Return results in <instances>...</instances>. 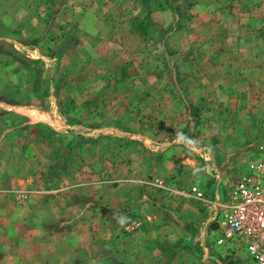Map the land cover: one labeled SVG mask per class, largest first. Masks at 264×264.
<instances>
[{
  "label": "rangeland",
  "instance_id": "obj_1",
  "mask_svg": "<svg viewBox=\"0 0 264 264\" xmlns=\"http://www.w3.org/2000/svg\"><path fill=\"white\" fill-rule=\"evenodd\" d=\"M263 155L264 0H0V264H251L199 233Z\"/></svg>",
  "mask_w": 264,
  "mask_h": 264
},
{
  "label": "built area",
  "instance_id": "obj_2",
  "mask_svg": "<svg viewBox=\"0 0 264 264\" xmlns=\"http://www.w3.org/2000/svg\"><path fill=\"white\" fill-rule=\"evenodd\" d=\"M191 189L197 198L203 196L197 186ZM209 203L199 233L201 254L207 256L216 247L229 259L244 253L251 264H264V155L248 161L223 202L215 196Z\"/></svg>",
  "mask_w": 264,
  "mask_h": 264
}]
</instances>
